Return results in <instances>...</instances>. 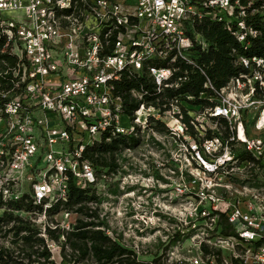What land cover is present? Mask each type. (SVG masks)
<instances>
[{"label": "built area", "instance_id": "built-area-1", "mask_svg": "<svg viewBox=\"0 0 264 264\" xmlns=\"http://www.w3.org/2000/svg\"><path fill=\"white\" fill-rule=\"evenodd\" d=\"M262 11L264 0H0V52L15 58L11 66L2 60L7 67L0 70V199L25 198L31 206L13 213L38 229L49 254L32 255L29 264H76L65 236H48L81 218L64 208L70 178L97 194L100 183L112 189L107 200L89 204L106 222L96 228L136 259L151 230L127 222L137 218L129 199L148 191L142 182L152 179L155 190L192 204L154 209L168 223L155 230L154 264H264V58L240 56L247 71L218 90L206 82L215 95L200 97L209 104L146 99L177 87L186 79L177 63L196 65V53L208 48L194 18L217 12L243 42L257 34L249 14ZM141 73L153 92L130 89L139 104L125 114L113 83ZM116 135L135 142L117 150L115 171L96 173L84 150ZM117 202L123 209H113ZM55 204L59 210L49 212ZM224 222L232 234L223 233ZM3 238L0 248L10 249V236Z\"/></svg>", "mask_w": 264, "mask_h": 264}, {"label": "trees", "instance_id": "trees-1", "mask_svg": "<svg viewBox=\"0 0 264 264\" xmlns=\"http://www.w3.org/2000/svg\"><path fill=\"white\" fill-rule=\"evenodd\" d=\"M216 15L217 12H213L211 16L193 20L194 30L208 41L209 46L206 50L196 53V65L177 63L180 66L178 74L185 75L186 79L180 81L177 87H165L158 94L147 95L146 99L159 98L160 104H164L168 98L177 96L180 101H185L193 106L209 104L208 99L200 97L202 93H206L208 97L214 96L213 89L222 88L230 78L247 71L238 63L240 56L264 58V11L254 15L249 14L250 18L246 19L247 23L255 29L257 34L254 37L249 36L243 42H239L233 34V30L226 27L225 21H218ZM2 60L11 66L15 58L0 52V70H5L7 65ZM206 82L210 83L213 89L205 86ZM2 87L7 88V85L2 84ZM113 88L115 94L122 98L123 112L128 115L132 114L139 104V101L130 99L128 94L130 89H146L153 92V86L144 73L131 76L123 74L119 80L113 83ZM186 95L193 99H187ZM181 108L184 109L183 106ZM186 118L188 120L187 116ZM134 142L135 139L132 137L112 136L109 141L102 139L99 143L86 147L83 157L92 163L96 173H100L104 168L113 172L117 167L115 162L117 150ZM112 192L115 193V191ZM100 201L101 197L95 189L78 187L75 181L70 178L64 208L78 213L81 218L76 219V223L70 231L49 230V238L57 241L63 234L66 244L75 257L76 264L156 263L157 259H153L154 261L136 259V254L131 249L124 247L103 230L96 228L105 225L106 222L98 218L97 208H92L89 204ZM0 207L5 209L0 214V233L2 237L9 235L11 243L10 249L0 248V262L2 264H29L32 261V255L47 259L49 253L45 247L44 239L38 236V229L29 220L13 213V210H30L31 206L25 202V198L6 202L0 199ZM58 210L59 205L55 204L49 212L55 213ZM222 231L224 234H232V230L225 222ZM68 263L69 261L63 262V264Z\"/></svg>", "mask_w": 264, "mask_h": 264}, {"label": "rangeland", "instance_id": "rangeland-1", "mask_svg": "<svg viewBox=\"0 0 264 264\" xmlns=\"http://www.w3.org/2000/svg\"><path fill=\"white\" fill-rule=\"evenodd\" d=\"M181 102H182L181 105H183L184 107H187L188 103H186L185 101H182V100H181ZM252 134L254 137H256L261 133L253 131ZM174 154H175V152H174ZM176 154H177V156H175V157H177V159H179L183 162L184 161V154H182V151L177 150ZM164 157L167 158L168 155H166V153H164ZM141 164H144V160H141ZM152 165H154V164L151 163L149 166L151 171L153 169ZM167 167L173 168V164H169ZM152 176H153V178L155 177L154 174ZM142 183L148 185V187H149L148 191H146L145 193H142L143 195H141V196H139V192L137 193V191H135L134 194L133 193L131 194L130 199H129V203H130L129 209H132V212H133V209H136V211H134V212H137V215H136L137 218H133V217L130 218L127 216L126 217H127L128 223L131 222V223L135 224L136 227H143V228L145 227V225H148V227H147L148 231L151 230L149 233H147L148 236L146 237V239H149L150 245L147 247L148 244H142V248L140 245H138V246L140 248L139 259L141 261H152L153 256H155V253H156L157 248H158V245H157L158 239L156 238V236L159 235L158 233H161L160 231L155 232V230L158 227H161V228L168 227V223L165 222L164 219H162V218L157 219V217L155 216L156 213L155 214L153 213L154 209H160V210L161 209L162 210L163 209H192V207H191L192 204H191V200H189V198H186L184 196L169 198L168 196H166L162 192L161 189H163V188L158 187V189L155 190L153 187L154 184H153L152 179L148 180V182H142ZM98 186L100 187L99 188V195L101 197V200H107L108 198H107L106 192L110 193V191L112 189L108 188L107 183H104L103 186H102V183H100ZM153 190H155V192ZM114 191H115V189H114ZM116 193L120 194L121 191L117 189L115 191V194ZM123 203L125 205L126 201ZM122 206H123L122 203L119 204L117 202V204L116 203H115V205L113 204V209H119L120 210V209H123ZM197 208H199V206ZM159 213H161V211H159ZM75 217H76L75 215H71L70 219L74 220ZM142 219H145L147 221V224L144 223V225H142V223H143L141 221ZM134 234L138 238V235H137L138 233L134 232ZM149 237H153V238H149ZM137 238H135V239L133 238V241L138 244ZM155 239H156V241H155ZM131 240L132 239H128L129 243L131 242ZM6 241H8V238H3L0 235V244L6 243ZM13 247H15V245H13ZM142 251H146V253L142 252ZM143 253H145V254H143Z\"/></svg>", "mask_w": 264, "mask_h": 264}]
</instances>
